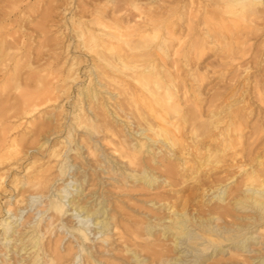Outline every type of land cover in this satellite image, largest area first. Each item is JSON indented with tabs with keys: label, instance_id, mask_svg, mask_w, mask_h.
Segmentation results:
<instances>
[{
	"label": "bare ground",
	"instance_id": "bare-ground-1",
	"mask_svg": "<svg viewBox=\"0 0 264 264\" xmlns=\"http://www.w3.org/2000/svg\"><path fill=\"white\" fill-rule=\"evenodd\" d=\"M32 1L0 0V263L75 264L81 253V264H220L225 244L245 259L249 229L264 234V125H244V95L216 94L204 110L197 71L182 64L212 49L239 77L264 0H55L34 26L43 0ZM69 158L83 168L74 178ZM186 180L206 196L199 205L179 195ZM132 191L142 204L128 208ZM49 192L18 228L14 217ZM63 227L76 244L61 245Z\"/></svg>",
	"mask_w": 264,
	"mask_h": 264
},
{
	"label": "rangeland",
	"instance_id": "rangeland-1",
	"mask_svg": "<svg viewBox=\"0 0 264 264\" xmlns=\"http://www.w3.org/2000/svg\"><path fill=\"white\" fill-rule=\"evenodd\" d=\"M33 1H32V3H33ZM64 1H67V0H58L59 3L60 2L63 3ZM68 1H70V0H68ZM43 2L41 1L40 4L37 5L38 10H39L38 14H36L37 13L36 8L31 11L32 12V14H31L32 16L31 17L34 16L33 17L34 19H33L32 23H31L33 26L35 24H37L36 23L37 19L40 20V15L43 12V11H41V6H42V8H46V6L49 5L50 3L55 4V0H43ZM34 13H35V15H34ZM46 28H48V27H46ZM31 33H32V36H31V39L29 40V42L31 43L30 46H32L33 48H37L38 43H41L44 38H43V36L41 34L38 35L39 33L38 34L36 32H34V33L31 32ZM46 36H47V38H49V40H51V39H53L56 36V33H54V30H51V31H49L46 34ZM249 42L252 45L250 47L249 55L247 57H245L242 61L239 62L240 63L239 65L241 66V67H239V69H240V76L239 77L233 76L234 75V70L236 69V67H234V66H236V64H234L233 67L227 65L225 60L221 59L220 52L212 50V49L211 50L210 49L206 50L204 55H203V57L201 56L199 59L193 58L192 59L193 61H191V63H186L187 65L185 63H183L184 61L182 62L183 64L182 63L181 64H182V67L185 69L186 74L189 73L191 68H194L193 70L197 71V72L195 71L197 73L196 74L197 75L196 79L194 81L192 80L191 82L194 85V89H196V91L198 93V97L201 99L202 107H203L204 110L208 106L209 99H212V98L216 97L218 94L221 97V99L218 98V100H217L218 103L219 102H228V101L229 102L230 101L234 102V99L236 100V98H239V97L244 95V97L246 98L245 102L247 103V105H246L247 108H245L247 110L244 109V111L246 112L245 118H244V121H243L244 125H249V126L250 125L251 126H256L257 125V126H259V125H264V44H262V43H264V32H261L257 36H252L250 38ZM253 54H255V56H258V62L260 61L259 63H257V62L255 63L254 61L252 62ZM58 58H59V61L63 62L64 54L62 53V50H61ZM254 64H255V66H254ZM246 65L248 67L250 66L249 67L250 70H248V71L244 70ZM65 66H66V63L63 64V68ZM238 73H239V71H238ZM198 74L201 75V76L203 75L202 82H199V79L197 80V78L200 77ZM84 83L87 84V81H84ZM249 84H250V86H249ZM256 88H258L259 91ZM75 91H76V88L73 89V93H75ZM73 93H71V94L73 95ZM62 97L64 98L65 95L61 96V98L58 99V101L55 104H51V106H49L47 110H49V111L51 110L52 111V109H53L52 106L57 105V103L62 100ZM225 99H228V100L225 101ZM63 101H66V99H63ZM244 103H243V105H244ZM65 108L66 109H70V105L67 103L65 105ZM204 115H205V113H204ZM22 127H23V125L19 128L18 131H21L23 129ZM79 133L82 134L81 132H79ZM39 138H40V141L44 140V139L41 138V136ZM104 150L106 152H108L109 148L105 147ZM81 151L82 152L84 151L83 152V156L86 157V158H84L85 161H88L89 163H93L94 159H92V157L87 154V152L85 151V147L82 148ZM70 155H72V154H70ZM76 160L77 159H72V158L68 159L69 163L73 164V166L70 167V174H68L69 177H71L72 173H73L74 174L73 178H74V177H76L78 175L79 171L83 170L82 167H79L80 166L79 165L80 162H78V160L77 161ZM77 163H79V164H77ZM77 168H78V171H77ZM92 169H93V167H90V168L86 167L85 171L89 175L91 173ZM71 171H73V172L71 173ZM201 172H204L203 174H205L206 170H203V171L200 170V173ZM92 177L94 178V175ZM101 177H102L101 178L102 181H104V185L106 186V188H111L112 179L108 178L109 176L106 174V170H103V173H102ZM69 180H70V178H69ZM226 182L227 181H225L224 183H226ZM85 184L86 183H84V186H85ZM184 184H186V186H184ZM57 185L58 184L55 183L54 186L51 187L52 190H50V192L52 194L54 193V188ZM181 185L182 184H179V185L175 186L174 188L176 189V188L180 187ZM182 186H184V188H181V187L178 188V189H183L179 193V195H182V194H184V195L185 194L186 195L189 194L190 195L191 193H193V194H191L194 197L192 200H193V202L195 204H198V205L202 202V200H205L206 196L202 197V195L200 193V190L196 189L197 186L194 183V181H192V180H188L187 181L186 180V182L183 183ZM106 188H104V189H106ZM95 190L98 191V188H95ZM50 192L47 195L37 199V201H35V203H33L32 207L29 206L27 208L28 210L24 209L22 212H20L19 213L20 216L18 215L17 218L13 216L14 220H16L15 225H17L18 228L22 227L21 225H22V223L24 222V220L26 219V217L28 216L29 213L33 212V213H35L34 215L37 216L36 213L39 212L38 205L40 204V202H45V199L47 198V196L49 194H51ZM96 193H98V192H96ZM137 193H138L137 191H132L131 199H130V197H125L126 200H127L126 205L129 206L128 208H133L135 206L134 205L135 203H136V205L138 204L137 206H140L142 204L141 200H137L136 197L140 199L141 197L143 198V196L139 197L138 196L139 194H137ZM13 196L14 195H12L11 198H13ZM212 202H213V200L210 203H212ZM147 204H149V203H147ZM37 209H38V211H37ZM192 212H194V211H192ZM246 212H248V210L245 211L244 209H240L239 211L236 210L234 212V214L235 215H243V213L246 214ZM6 216H7V214H6ZM13 217H11V218L13 219ZM33 220H34V218H33ZM33 220H31V221H33ZM246 221H247V219L239 220V222L242 225L245 224ZM92 226L93 225L89 226L90 230L87 231L88 233L91 232L89 234L90 237L93 236L92 234L95 231V230H93ZM191 228L194 229L195 232L198 231L197 229H195V227H191ZM61 230H63V232L66 233L65 236H64V239H63V241L61 243L62 246L67 244L69 241H72V240H73V244H76L74 236L69 231H67L65 227H63ZM249 232H252V235L254 237H256V240H255L254 243H252V245H248L247 250L244 252L246 261H244L245 259L238 258V257L235 258V256L231 255V251H229V249H227L228 245L225 244L223 246L224 252H222V254H219L217 256V257H220L222 255V257L219 258V259H221L220 264H255L256 261L258 260V258L264 259V236H261V235H264V234H262L259 231H255V227H252L251 229H249ZM96 237L97 236H95V238L93 237L91 239L92 243H97L98 242V239H96ZM240 238H242V236H240ZM240 238H238V239H240ZM188 245L189 246H186V248L189 251V250L192 249L193 246L191 244H188ZM182 247H185V245L183 244ZM197 250H198V248L196 247L193 250V252L197 251ZM210 250H211V248L208 251H206V253L210 254L209 253ZM0 254H1L0 257L3 256V253H0ZM178 254L182 255V257L184 258L185 262L189 261V263H192V258L193 257L189 253L185 255L184 253L179 252ZM5 257H8V256H5ZM252 257H256V259L251 261ZM10 261H12V259ZM74 261H75V264H81V262H82L81 253H79V254H77V256H75ZM210 261H212V259H210ZM261 264H264V262H262Z\"/></svg>",
	"mask_w": 264,
	"mask_h": 264
}]
</instances>
